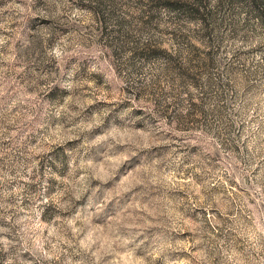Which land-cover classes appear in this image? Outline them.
Instances as JSON below:
<instances>
[{
    "label": "rangeland",
    "instance_id": "rangeland-1",
    "mask_svg": "<svg viewBox=\"0 0 264 264\" xmlns=\"http://www.w3.org/2000/svg\"><path fill=\"white\" fill-rule=\"evenodd\" d=\"M262 1L0 0V264H264Z\"/></svg>",
    "mask_w": 264,
    "mask_h": 264
},
{
    "label": "trees",
    "instance_id": "trees-1",
    "mask_svg": "<svg viewBox=\"0 0 264 264\" xmlns=\"http://www.w3.org/2000/svg\"><path fill=\"white\" fill-rule=\"evenodd\" d=\"M262 4L264 3L263 1L261 2ZM155 53H158V54H160V55H164L166 58H168V60L170 59V58H172V56L171 55H169L166 51H164V50H158V51H154Z\"/></svg>",
    "mask_w": 264,
    "mask_h": 264
},
{
    "label": "clouds",
    "instance_id": "clouds-1",
    "mask_svg": "<svg viewBox=\"0 0 264 264\" xmlns=\"http://www.w3.org/2000/svg\"><path fill=\"white\" fill-rule=\"evenodd\" d=\"M53 52H54V54H55L57 57L60 56V52H59V49H58V48H57V49H54Z\"/></svg>",
    "mask_w": 264,
    "mask_h": 264
}]
</instances>
